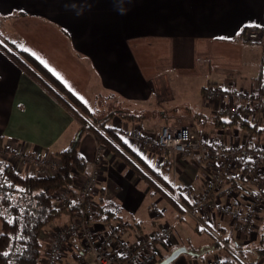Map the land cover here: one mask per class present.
<instances>
[{"label":"crops","instance_id":"obj_1","mask_svg":"<svg viewBox=\"0 0 264 264\" xmlns=\"http://www.w3.org/2000/svg\"><path fill=\"white\" fill-rule=\"evenodd\" d=\"M0 28L10 30V39L94 116L112 112L107 126L120 132L123 143L160 171L176 192L192 191L183 196L184 213H178L131 165L84 129L78 152L85 169H72V189L76 192L84 182L99 146L95 206L112 203L118 212L117 218L90 221L98 240L120 225L119 235L129 243L169 226L172 238L156 243L158 256L180 246L192 256L179 255L171 264L231 261V250L214 246L223 237L240 246L242 264H264L259 245L263 207L254 210L252 228L245 233L217 208L195 212L193 201L207 176L204 165L195 156L152 148L131 136L135 130L156 135L163 125L189 126L206 140L251 150L264 147V117L248 119L245 126H220L212 119L222 104L264 82V0H0ZM251 29L260 32L262 42L244 39L243 31ZM209 85L223 98L207 96ZM80 129L69 108L0 49V147L57 156ZM240 163L232 182L245 214L252 187L243 174L250 166ZM72 218L61 214L44 229L39 264H46L53 235ZM107 250L118 254L120 247L111 244ZM93 257L82 240L72 237L59 264H92Z\"/></svg>","mask_w":264,"mask_h":264},{"label":"built area","instance_id":"obj_2","mask_svg":"<svg viewBox=\"0 0 264 264\" xmlns=\"http://www.w3.org/2000/svg\"><path fill=\"white\" fill-rule=\"evenodd\" d=\"M243 37L246 41H263L260 32L253 29L245 30ZM205 93L211 98H223L221 91L212 85L205 89ZM219 113L239 116L245 120L264 117V82H261L255 91L240 92L237 101L222 104L219 107ZM131 136L144 145L197 157L204 165L207 176L200 194L193 201L194 211L208 213L217 208L222 215L230 217L237 231L240 233L250 231L254 210L259 207L264 208V147L251 150L241 144L226 145L217 140H206L189 126L163 125L156 135L135 130L131 132ZM0 157L20 172L32 169L33 174L40 176L54 174L60 165L58 156L27 152L21 148L11 150L0 148ZM239 162H248L250 166V170L243 174L252 187L245 214L235 199L237 188L232 182L237 175ZM100 163L101 149L98 146L93 165L76 191L82 208L73 215L72 220L62 225L53 235L46 255V264H59L63 250L72 237L82 240L85 250L93 252L92 264H155L156 243L169 241L172 238L173 232L169 226L144 234L136 242L129 243L121 239L119 235L121 225L110 230L103 240H98L94 227L87 221L96 209ZM191 193L190 188H183V196L188 198ZM68 197L69 190L66 187L59 188L53 194L55 204L61 208L66 206ZM218 239L228 248L221 238ZM111 244L120 247L118 254L107 250ZM214 264H221V262L217 261Z\"/></svg>","mask_w":264,"mask_h":264},{"label":"trees","instance_id":"obj_3","mask_svg":"<svg viewBox=\"0 0 264 264\" xmlns=\"http://www.w3.org/2000/svg\"><path fill=\"white\" fill-rule=\"evenodd\" d=\"M0 49L53 96L63 102L81 124V129L69 146L58 152L60 165L54 174L40 176L29 171L20 172L0 157V264H39L42 250L41 237L44 229L61 214L74 215L81 210L82 205L72 189L71 171L73 168L79 171L85 169V161L78 152L79 138L84 129L93 134L99 145L106 146L131 165L145 182L163 195L175 211L178 213L183 211V206L187 205L185 198L174 190L160 171H156L123 143L120 132L107 126L106 122L112 112L102 118H96L93 112L83 107L76 98L66 92L55 77L17 43L1 38ZM225 116L220 114L212 119L220 126L232 124L245 126L249 123L239 116L232 115L226 118ZM241 164L239 162L238 166ZM248 167L249 165L246 169ZM61 187L69 190L66 206L62 208L58 207L53 200V194ZM174 194L175 198L172 196ZM117 213V205L111 203L110 206H102L99 203L87 221L90 222L92 219L107 221L117 218ZM221 240L227 244L229 251L231 250L229 256L232 259L231 261L223 260L221 264H242L238 257L242 256L240 246L230 245L224 237ZM259 245L264 249V227L259 232ZM214 246L223 247V243L217 240L214 241ZM168 254L159 257L156 262Z\"/></svg>","mask_w":264,"mask_h":264},{"label":"water","instance_id":"obj_4","mask_svg":"<svg viewBox=\"0 0 264 264\" xmlns=\"http://www.w3.org/2000/svg\"><path fill=\"white\" fill-rule=\"evenodd\" d=\"M187 249L184 246L173 249L166 257L156 262L155 264H169L175 260L181 253L186 252Z\"/></svg>","mask_w":264,"mask_h":264},{"label":"rangeland","instance_id":"obj_5","mask_svg":"<svg viewBox=\"0 0 264 264\" xmlns=\"http://www.w3.org/2000/svg\"><path fill=\"white\" fill-rule=\"evenodd\" d=\"M6 29V28H5ZM10 30H4V28L3 29H1L0 28V39H1V37L2 38H6V39H9V40H11L10 39ZM8 35V36H7ZM11 41H13V40H11ZM175 91V90H174ZM95 117L96 118H100L101 116H99V115H95ZM152 148H157V147H152ZM157 192V191H156ZM172 196H174V198H175V194L174 195H172ZM181 212H183V211H180L179 213H181ZM184 213V212H183ZM184 245H186L187 247H189V248H191V243H190V241H187V240H185L184 242ZM208 252H204L203 254H201V255H199V256H197V257H200V256H204L205 254H207ZM180 256H188V257H192L191 255L189 256L188 254H185V253H181L180 254ZM194 257V256H193ZM159 258V256H158V253H157V259Z\"/></svg>","mask_w":264,"mask_h":264},{"label":"snow or ice","instance_id":"obj_6","mask_svg":"<svg viewBox=\"0 0 264 264\" xmlns=\"http://www.w3.org/2000/svg\"><path fill=\"white\" fill-rule=\"evenodd\" d=\"M39 58V57H38ZM5 255H6V253H5Z\"/></svg>","mask_w":264,"mask_h":264}]
</instances>
